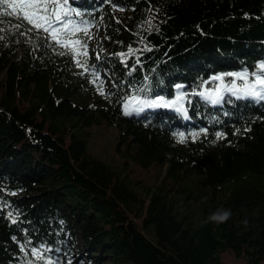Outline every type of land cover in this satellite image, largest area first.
<instances>
[{
    "label": "trees",
    "instance_id": "obj_1",
    "mask_svg": "<svg viewBox=\"0 0 264 264\" xmlns=\"http://www.w3.org/2000/svg\"><path fill=\"white\" fill-rule=\"evenodd\" d=\"M91 2L78 0V6ZM4 7L0 4V76L5 72L0 197L21 216L12 223L0 210V264H19L22 257L11 237L23 238L22 229L29 226L61 248L68 245L73 264L77 258L78 264H228L221 257L227 250L245 256L247 264L264 260V119L256 118L264 116V103L212 105L198 97L201 87L216 83L208 80L214 72L251 69L264 58V0H110L98 26L105 27L118 52L102 54L108 73L96 84L79 74L82 84L76 88L66 85L64 70L52 61L15 59L28 43L16 25H23L21 32L29 25ZM116 8L131 12L128 28L118 27ZM130 44V65L140 61L132 71L114 55ZM137 48L142 55H136ZM145 76L150 93L174 94L178 83L185 92H191L189 84L196 87L186 102L191 119L168 108L125 115L124 98L134 89L143 91ZM87 89L104 105L94 108L73 99ZM99 119L121 128V139L134 146L130 157L142 167L167 164V177L176 181L190 175L196 207L183 191V204L161 190L141 197L126 177L90 153L82 129ZM198 127L209 132L196 140L174 135ZM217 130L227 135L217 138ZM218 207L231 208L232 215L211 219ZM132 217L153 224L157 240Z\"/></svg>",
    "mask_w": 264,
    "mask_h": 264
},
{
    "label": "snow or ice",
    "instance_id": "obj_2",
    "mask_svg": "<svg viewBox=\"0 0 264 264\" xmlns=\"http://www.w3.org/2000/svg\"><path fill=\"white\" fill-rule=\"evenodd\" d=\"M108 3L110 0H92L91 3L78 6V0H0V4L6 5L3 8L4 12H10L13 16L22 18L29 25L24 32L20 31L23 25H16L18 35L34 34L42 38L46 47H52L53 50L58 51L62 47L64 51L61 55L68 54L76 67L82 70L81 75L92 77L93 84L97 83L102 73H108V69L103 67L106 57L102 56L100 51L90 53V42L93 35L90 30L104 19L103 7ZM116 6V4L112 5L113 8ZM97 13H99V20ZM244 15L249 14L244 13ZM141 44L145 51L149 50L150 45L144 43L143 40ZM135 51L137 56L142 55L139 48ZM133 54L134 50L130 44L126 52L120 51L114 55H117L119 60L124 62L125 67L132 71L140 63L137 59L135 64L130 65L129 58ZM90 57L95 59V63L90 62ZM208 80L216 83L211 88L201 87L198 97H203L212 105H222L225 102L257 105L264 103V58L256 60L251 69L241 66L238 70L214 72ZM139 87L143 91L134 89L132 94L124 98L122 110L125 115L139 114L145 109L168 108L181 113L184 118L191 119L186 102L191 100L192 93L197 92L196 87L189 84L191 92H185L181 90L184 84L178 83L175 85L174 94H155L154 91L150 93L147 76L143 78V83ZM98 90L104 92L102 88ZM256 118L264 119V116ZM236 130L240 131V129ZM208 132V127H198L191 128L188 133L181 130L174 135L181 141L188 136L196 140L201 133L207 134ZM214 134L220 138L226 136L227 132L217 130ZM3 191L8 193L9 189L4 188ZM12 191L15 192L16 189ZM0 210L5 211L10 222L17 223L20 220L21 213L10 200L5 201L0 197ZM22 232L24 236L21 239H18L16 235L11 237L18 244V255L22 257L19 264H73L68 245L61 248L60 242L55 241L46 233L31 232L30 226L23 228ZM66 252L67 256H65Z\"/></svg>",
    "mask_w": 264,
    "mask_h": 264
},
{
    "label": "rangeland",
    "instance_id": "obj_3",
    "mask_svg": "<svg viewBox=\"0 0 264 264\" xmlns=\"http://www.w3.org/2000/svg\"><path fill=\"white\" fill-rule=\"evenodd\" d=\"M116 12L118 13V27L128 28L127 22L130 19L131 12L124 8H116ZM90 31L93 33L90 42V53L100 51L102 55L118 52L112 49L114 48V39L107 40L108 34L104 26L96 25ZM24 39L25 41L28 40V43L19 49L15 59L21 60V62L34 59L38 63L52 61L59 69L64 70L63 78L66 80V85L75 88L81 86L82 82L79 74L82 70L76 67L75 62L68 54L61 55V52L64 51L62 47L58 51L53 50L52 47H46L42 38L34 34L24 36ZM30 43L31 45H29ZM90 62L95 63V59L90 57ZM2 83H5V72L0 76L1 87ZM73 99L79 104L91 105L94 108L104 105L102 98L96 91L88 89L83 93H75ZM82 131L88 140L90 153L106 160L121 176L126 177L133 190L138 192L141 197H146L150 189L161 190L163 193L167 192L169 197L178 200V204H183L181 195L185 193L184 195L187 196L186 202L196 207L197 204L193 197V190L195 192L194 179L189 177L190 175L185 176L180 181L167 177V164L163 167L159 165L142 167L130 157L129 152H134V146L131 142L121 139L122 130L118 125L99 119L98 123L84 127ZM182 191L183 193H181ZM132 220L136 227L150 240L154 242L157 240L153 224L145 226L143 219L132 217ZM77 244L79 247L81 246V242ZM221 257L222 261L228 264H247L245 256L237 257L231 250L221 253ZM260 264H264V260Z\"/></svg>",
    "mask_w": 264,
    "mask_h": 264
},
{
    "label": "clouds",
    "instance_id": "obj_4",
    "mask_svg": "<svg viewBox=\"0 0 264 264\" xmlns=\"http://www.w3.org/2000/svg\"><path fill=\"white\" fill-rule=\"evenodd\" d=\"M232 215V209L227 207H218L213 212L210 213V218L223 221Z\"/></svg>",
    "mask_w": 264,
    "mask_h": 264
}]
</instances>
